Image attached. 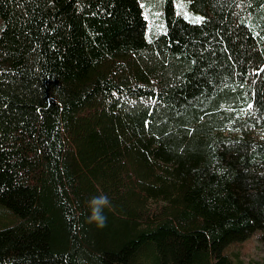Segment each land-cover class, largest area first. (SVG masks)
Listing matches in <instances>:
<instances>
[{"label": "trees", "instance_id": "16d2710c", "mask_svg": "<svg viewBox=\"0 0 264 264\" xmlns=\"http://www.w3.org/2000/svg\"><path fill=\"white\" fill-rule=\"evenodd\" d=\"M188 1L199 23L166 0L148 37L140 0H0V264L264 241V0Z\"/></svg>", "mask_w": 264, "mask_h": 264}, {"label": "rangeland", "instance_id": "374dc122", "mask_svg": "<svg viewBox=\"0 0 264 264\" xmlns=\"http://www.w3.org/2000/svg\"><path fill=\"white\" fill-rule=\"evenodd\" d=\"M144 16L147 20V36L164 29V14L166 0H140ZM174 11L191 22L196 18H203V15L194 12L189 7L188 0H169ZM262 136L264 134L261 133ZM227 253L235 261V264H264V241L259 236V231H255L249 238L230 244L226 248Z\"/></svg>", "mask_w": 264, "mask_h": 264}, {"label": "clouds", "instance_id": "9594fccd", "mask_svg": "<svg viewBox=\"0 0 264 264\" xmlns=\"http://www.w3.org/2000/svg\"><path fill=\"white\" fill-rule=\"evenodd\" d=\"M90 216L89 221L96 223L98 227H104L106 222V216L103 214V210L110 203L106 195L93 197L89 202Z\"/></svg>", "mask_w": 264, "mask_h": 264}, {"label": "snow or ice", "instance_id": "6c2138e0", "mask_svg": "<svg viewBox=\"0 0 264 264\" xmlns=\"http://www.w3.org/2000/svg\"><path fill=\"white\" fill-rule=\"evenodd\" d=\"M196 23H199L200 22V18H196V21H195ZM249 107H251V106H249Z\"/></svg>", "mask_w": 264, "mask_h": 264}]
</instances>
